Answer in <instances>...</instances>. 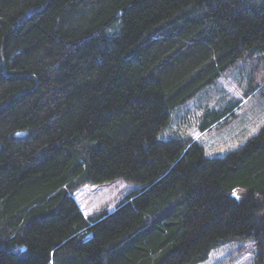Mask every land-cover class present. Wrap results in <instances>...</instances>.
<instances>
[{
    "label": "trees",
    "instance_id": "16d2710c",
    "mask_svg": "<svg viewBox=\"0 0 264 264\" xmlns=\"http://www.w3.org/2000/svg\"><path fill=\"white\" fill-rule=\"evenodd\" d=\"M248 58L264 75V0H0V264H197L238 239L264 264V125L208 156L181 110ZM221 100L200 132L235 117ZM117 178L139 187L85 215L73 191Z\"/></svg>",
    "mask_w": 264,
    "mask_h": 264
},
{
    "label": "rangeland",
    "instance_id": "374dc122",
    "mask_svg": "<svg viewBox=\"0 0 264 264\" xmlns=\"http://www.w3.org/2000/svg\"><path fill=\"white\" fill-rule=\"evenodd\" d=\"M259 61L261 62V60ZM257 62L249 58L239 61L235 67L221 75L217 83L181 107L182 111L189 109L187 113L191 118L189 120L191 126L185 127L186 134L198 139L203 144L206 155H223L227 151L237 148L264 125V95L253 93L247 98L241 97L242 90L248 85L251 76L259 77L258 82L260 77L264 76L257 70ZM240 98L242 100L237 107L235 117L227 123L207 130L203 134L194 126L193 120L203 112L200 108L202 105L215 106L216 102L221 99H223L221 105H226ZM175 126L176 123L172 125L173 128ZM169 134L161 133L160 138L165 139ZM138 187L139 185L136 183L117 178L110 182L87 183L74 190L72 196L85 215H93L102 210L112 212L127 194L132 193ZM242 193L240 190L238 197ZM255 254L254 241L238 239L212 249L207 259L197 264H252Z\"/></svg>",
    "mask_w": 264,
    "mask_h": 264
},
{
    "label": "crops",
    "instance_id": "0c3cea01",
    "mask_svg": "<svg viewBox=\"0 0 264 264\" xmlns=\"http://www.w3.org/2000/svg\"><path fill=\"white\" fill-rule=\"evenodd\" d=\"M214 127H215V126H213L212 128H214ZM212 128H211V129H212ZM174 129H176V130H177V129H181V130H182V128H178V127L174 128ZM183 129H184V128H183ZM209 130H210V129H209ZM200 133L203 134V132H200Z\"/></svg>",
    "mask_w": 264,
    "mask_h": 264
}]
</instances>
